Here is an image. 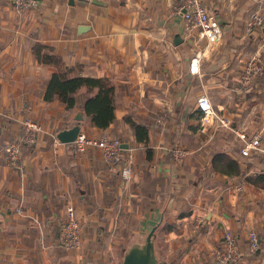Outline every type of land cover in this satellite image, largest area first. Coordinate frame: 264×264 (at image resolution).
Wrapping results in <instances>:
<instances>
[{"label": "crops", "instance_id": "1", "mask_svg": "<svg viewBox=\"0 0 264 264\" xmlns=\"http://www.w3.org/2000/svg\"><path fill=\"white\" fill-rule=\"evenodd\" d=\"M35 1L20 15L13 0H0V264H124L129 258L139 264L147 245L146 264H219L215 251L225 230L235 236L238 254L226 264H264V188L257 178L264 175V156H237L240 141L231 130L208 125L200 131L195 106L205 92L233 128L264 134V79H241L256 50L237 49L255 0H203L222 36L204 48L194 74L189 58L205 41L185 32L177 0ZM36 43L51 46L64 66L39 61ZM66 69L70 77L114 83V118L105 128L83 111L93 93L85 87L75 91L71 108L55 95L44 98L50 75ZM25 118L40 130L15 167L5 145L20 135ZM130 122L146 129L144 140ZM72 127L92 138H119L131 177H122L121 163L107 165L95 145L78 152L67 142L54 153L53 139ZM219 152L234 158L241 174L213 170ZM68 204L82 227L75 250L57 242ZM248 229L260 238L255 252L248 250Z\"/></svg>", "mask_w": 264, "mask_h": 264}, {"label": "built area", "instance_id": "2", "mask_svg": "<svg viewBox=\"0 0 264 264\" xmlns=\"http://www.w3.org/2000/svg\"><path fill=\"white\" fill-rule=\"evenodd\" d=\"M84 3H91L94 0H77ZM35 0H13L14 10L23 15L35 7ZM176 11L181 15L184 30L187 33H194L200 40L205 41L203 48H196L189 58V70L191 73L199 72V61L204 54V48L214 47L221 39L222 28L215 20L213 14L203 3V0H178ZM248 17V16H247ZM247 19V18H246ZM261 18L257 14L250 12L246 25L249 28L252 23L260 24ZM193 35V34H192ZM262 72L261 66L253 58L246 61L241 72V79L245 83L251 82ZM196 109L200 112L199 130L204 131L207 126L223 128L235 133L240 141L237 156L248 157L253 153H260L264 156V142L262 141V131L247 132L245 129H235L232 127L231 119L227 113L217 110L210 97L205 92H200L196 98ZM20 135L13 140L7 141L5 145V158L11 166L18 167L21 149L23 146L33 147L37 142V134L40 130L39 124L32 118H25L22 123ZM74 149L83 152L89 145L100 148L103 161L113 166L121 163V175L127 180L132 174V162L128 157L122 155V144L119 138L107 134H102L98 138H92L84 131L78 130L75 138L71 141ZM53 152L62 144L58 138L53 139ZM175 158L181 156V151L174 149ZM239 190L241 189L238 187ZM16 211L21 212L20 208ZM199 220H194L193 226L198 228ZM247 246L250 252L260 249V238L255 229H248L246 234ZM82 241V227L75 215L74 207L68 204L65 207V217L60 222L57 232L58 245L66 250L79 248ZM215 256L219 264H226L237 259L236 238L230 230L223 232V246L215 251Z\"/></svg>", "mask_w": 264, "mask_h": 264}, {"label": "trees", "instance_id": "3", "mask_svg": "<svg viewBox=\"0 0 264 264\" xmlns=\"http://www.w3.org/2000/svg\"><path fill=\"white\" fill-rule=\"evenodd\" d=\"M34 53L39 61L63 67L64 64L59 56L54 54L51 46L36 43L33 46ZM66 71L53 72L47 82L44 93L45 99L57 96L67 108L75 105L74 93L77 89L85 87L87 91L93 92L83 103L84 113L90 117L91 123L99 128H105L114 118V83L108 78H95L83 76H67ZM67 72V73H66ZM138 140L147 137L146 129L136 123H131ZM211 168L228 176L241 174L239 163L225 152H219L211 158ZM261 187L264 188V175L257 176Z\"/></svg>", "mask_w": 264, "mask_h": 264}, {"label": "rangeland", "instance_id": "4", "mask_svg": "<svg viewBox=\"0 0 264 264\" xmlns=\"http://www.w3.org/2000/svg\"><path fill=\"white\" fill-rule=\"evenodd\" d=\"M177 4H178V0H177ZM250 12L257 14V16L261 18L260 21L261 23L260 24L252 23V25H250L249 28H247L246 22ZM246 14L247 15L245 16V19L243 20L244 28L242 30V36L245 39L243 40L242 45H237V49L244 47L248 49L249 52L256 50V53L254 54V56L256 57H253V59L257 61V59L255 58H258V60H260L257 62L262 69L261 74L257 76V78L259 77L261 79H264V0H255L254 6L249 4L248 11L246 12ZM243 52L246 53L247 51H243ZM258 123L259 122L257 121V124ZM260 127H262L263 129L264 123H262ZM262 139H263L262 141L264 142V134L262 135Z\"/></svg>", "mask_w": 264, "mask_h": 264}, {"label": "water", "instance_id": "5", "mask_svg": "<svg viewBox=\"0 0 264 264\" xmlns=\"http://www.w3.org/2000/svg\"><path fill=\"white\" fill-rule=\"evenodd\" d=\"M78 130H79L78 127H72L69 129H65L58 135V138L62 143L71 142L75 138ZM148 255H149V245H147L145 249V256L143 257V260L139 264H146ZM130 260L131 258L127 259L124 262V264H131Z\"/></svg>", "mask_w": 264, "mask_h": 264}]
</instances>
